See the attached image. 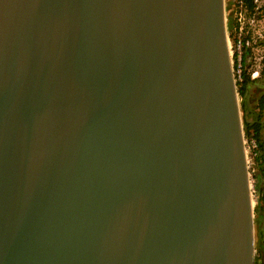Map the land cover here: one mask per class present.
Returning a JSON list of instances; mask_svg holds the SVG:
<instances>
[{
  "label": "water",
  "instance_id": "95a60500",
  "mask_svg": "<svg viewBox=\"0 0 264 264\" xmlns=\"http://www.w3.org/2000/svg\"><path fill=\"white\" fill-rule=\"evenodd\" d=\"M223 0H0V264H255Z\"/></svg>",
  "mask_w": 264,
  "mask_h": 264
},
{
  "label": "built area",
  "instance_id": "2783aa9c",
  "mask_svg": "<svg viewBox=\"0 0 264 264\" xmlns=\"http://www.w3.org/2000/svg\"><path fill=\"white\" fill-rule=\"evenodd\" d=\"M227 47L233 80L238 88L244 77L258 81L264 71V0H223ZM253 150L255 142H251Z\"/></svg>",
  "mask_w": 264,
  "mask_h": 264
},
{
  "label": "rangeland",
  "instance_id": "374dc122",
  "mask_svg": "<svg viewBox=\"0 0 264 264\" xmlns=\"http://www.w3.org/2000/svg\"><path fill=\"white\" fill-rule=\"evenodd\" d=\"M228 28V27H227ZM226 28V29H227ZM261 96H264V71L262 77L259 81L248 88L246 96V114L249 121L254 120L255 115L258 110L257 103ZM239 104L241 105V99L238 95ZM242 106V105H241ZM262 115V138L264 144V109L261 112ZM241 120L243 127V112L241 108ZM244 137V146L246 150L247 157V167L249 172V180L251 185V197L253 203V226H254V262L264 264V203L261 204L260 211L256 210V192L254 190V180L253 176L256 173L255 163L252 159L253 149L251 147L252 139ZM254 142V141H253Z\"/></svg>",
  "mask_w": 264,
  "mask_h": 264
},
{
  "label": "trees",
  "instance_id": "16d2710c",
  "mask_svg": "<svg viewBox=\"0 0 264 264\" xmlns=\"http://www.w3.org/2000/svg\"><path fill=\"white\" fill-rule=\"evenodd\" d=\"M250 6L252 0H245ZM259 81V80H258ZM258 81H250L248 77H244L243 83L238 88V95L241 99L242 112H243V131L245 137L252 139L256 144V149L253 151L252 159L255 163L256 173L253 176L254 190L256 192V210L260 211L261 204L264 203V144L262 138V115L264 109V96H261L257 103V112L254 120L247 119L246 112V96L248 88L257 83ZM255 264H261L256 263Z\"/></svg>",
  "mask_w": 264,
  "mask_h": 264
}]
</instances>
